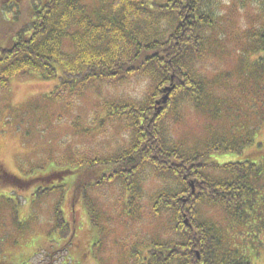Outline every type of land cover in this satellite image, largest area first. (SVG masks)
<instances>
[{
	"label": "rangeland",
	"instance_id": "374dc122",
	"mask_svg": "<svg viewBox=\"0 0 264 264\" xmlns=\"http://www.w3.org/2000/svg\"><path fill=\"white\" fill-rule=\"evenodd\" d=\"M15 1L17 12L13 6L12 12L4 16L13 19L19 14L23 21L29 16L28 0ZM7 2L0 0V6ZM83 2L93 13L95 0ZM263 2L210 0L205 6L202 0L201 9L209 11L214 24L205 29L202 37L204 46L209 43L208 52H203L194 65L204 83L205 78L218 73L219 78L215 87H208L209 101L200 94V102L215 110L214 100L223 98L221 116L212 118L205 107L196 108L187 95L179 93L160 119L159 129L168 144L185 153L205 152L207 144L219 140L226 146L236 142L240 147L241 136L247 134L245 141L249 139L251 143L239 152H212L205 163L248 160L261 163L264 176V121L259 119V109L252 102L261 105L264 95H254L258 81L251 74L240 77L236 73L245 67L241 55L251 50V35L264 24ZM4 16L0 13L1 19ZM57 84L56 80L26 75L13 78L7 88L0 89V168L9 175L26 179L28 174H38L43 180H56V174L48 171L74 169L77 162L83 161L81 158L96 160L117 154L128 147L131 134L121 119L106 118L103 105L125 99L136 102L151 88L148 78L132 74L120 82L104 80L81 95L76 90L53 99L51 93ZM171 91L163 93L165 101ZM140 168L133 181L139 196L132 205L120 182L103 177L100 169L82 166L77 177L45 181L44 185L57 187L43 195L36 194V187L13 185L0 178V256L15 258L17 264H70L69 260L74 264H135L133 255L141 251L140 241L177 238L170 214L161 211L154 217L151 212L153 202L157 206L159 191L176 188V182L168 175L160 177L161 173L146 163ZM111 170L112 166L108 172ZM205 173L213 178L225 176L222 169L215 167ZM86 183L89 185L83 201L81 185ZM255 191V205L249 211L251 220L245 225L226 220L223 214L222 219L219 209H207L204 214L219 222L227 244L239 246L236 248L252 264H264V186L257 184ZM86 202L92 210V220L87 209L85 212ZM58 208L69 227L64 237L53 231Z\"/></svg>",
	"mask_w": 264,
	"mask_h": 264
},
{
	"label": "trees",
	"instance_id": "16d2710c",
	"mask_svg": "<svg viewBox=\"0 0 264 264\" xmlns=\"http://www.w3.org/2000/svg\"><path fill=\"white\" fill-rule=\"evenodd\" d=\"M209 1L205 0V6ZM15 2L8 0L0 6V13L4 16L12 12L13 6L17 12ZM95 3L96 8L90 13L83 0H28L29 16L23 21L19 20V14L13 19L0 17V31L4 33L0 42V89L7 88L13 78L26 75H36L43 81L56 80L53 99L76 90L81 95L104 80L120 82L132 74L151 82L149 91L136 102L125 99L118 104L103 105L107 119H121L130 131L128 147L102 159L81 158L83 161L77 162L74 169L48 171L57 178L50 181L77 177L82 166L100 169L103 177L120 182L128 194V204L132 205L139 196L133 183L135 174L146 163L161 173L160 177L168 175L176 182V188L159 191L157 206L153 202L151 212L154 217L161 211L169 213L177 238L140 241L141 251L133 255L135 264H252L232 239L235 247L224 241L219 222L207 219L204 214L207 209H219L222 219L241 226L250 222L256 185L264 186L261 163L248 160L205 163L212 152H239L251 143L249 139L245 141L247 134L241 136L240 147L236 142L226 146L225 141L219 140L207 144L205 152L185 153L168 144L159 129L160 119L179 93L187 95L196 108L205 107L212 118L221 116L219 106L223 98L216 97L215 110L200 102V94H205V100L209 101L208 87L217 85L219 73L205 78L204 83L194 65L203 52H208L209 43L205 47L202 37L205 29L214 24L212 15L201 9L202 0H95ZM251 44V50L241 55L245 67L236 73L240 77L251 74L258 81L254 95L257 92L264 95V24L251 35ZM167 86H173V90L162 104L163 89ZM252 102L259 109V119L264 121V102L261 105ZM110 166L113 170L108 172ZM213 167L222 169L225 176L213 178L205 173ZM28 175L26 179L20 178L0 168V178L5 182L36 187L38 195L57 187L44 185L45 181L50 182L48 178ZM87 185H81L83 201ZM87 206L86 202L85 212L92 220V210ZM62 214L60 208L56 209L53 231L59 237L69 231ZM69 263L74 264L70 260Z\"/></svg>",
	"mask_w": 264,
	"mask_h": 264
},
{
	"label": "flooded vegetation",
	"instance_id": "af4514ba",
	"mask_svg": "<svg viewBox=\"0 0 264 264\" xmlns=\"http://www.w3.org/2000/svg\"><path fill=\"white\" fill-rule=\"evenodd\" d=\"M0 264H17V261L15 258L10 257L9 260H7L5 257L4 259H2V257L0 256ZM18 264H20L18 262Z\"/></svg>",
	"mask_w": 264,
	"mask_h": 264
},
{
	"label": "water",
	"instance_id": "95a60500",
	"mask_svg": "<svg viewBox=\"0 0 264 264\" xmlns=\"http://www.w3.org/2000/svg\"><path fill=\"white\" fill-rule=\"evenodd\" d=\"M172 90V86H168V87H166V88H164L163 89V91L167 94V92H170ZM166 94L163 96V98H162V102L163 103H165L166 101V98H167V96H166Z\"/></svg>",
	"mask_w": 264,
	"mask_h": 264
}]
</instances>
